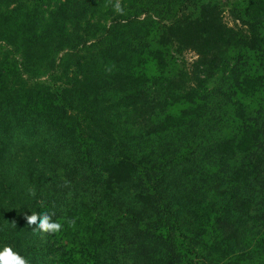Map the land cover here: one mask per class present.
Here are the masks:
<instances>
[{
  "label": "trees",
  "instance_id": "obj_1",
  "mask_svg": "<svg viewBox=\"0 0 264 264\" xmlns=\"http://www.w3.org/2000/svg\"><path fill=\"white\" fill-rule=\"evenodd\" d=\"M175 7L0 0V250L264 264V0H236V27L216 0ZM33 212L63 230L34 231Z\"/></svg>",
  "mask_w": 264,
  "mask_h": 264
},
{
  "label": "clouds",
  "instance_id": "obj_2",
  "mask_svg": "<svg viewBox=\"0 0 264 264\" xmlns=\"http://www.w3.org/2000/svg\"><path fill=\"white\" fill-rule=\"evenodd\" d=\"M116 11L123 14L124 9L120 5H116ZM30 195L35 196V190H30ZM54 215V213L33 212L31 215H25L24 219L30 227H33L34 231L55 235L63 230V224L56 219L54 220ZM13 223L15 225V222ZM69 223L74 224V221H69ZM0 264H30V261L21 256L11 246L6 245L3 250H0Z\"/></svg>",
  "mask_w": 264,
  "mask_h": 264
},
{
  "label": "rangeland",
  "instance_id": "obj_3",
  "mask_svg": "<svg viewBox=\"0 0 264 264\" xmlns=\"http://www.w3.org/2000/svg\"><path fill=\"white\" fill-rule=\"evenodd\" d=\"M201 0H175L176 2V7L173 10V14L177 15V14H181L183 12L185 13H193L194 15L197 13L196 12V8L198 6V3ZM203 1V0H202ZM218 2L221 3V6L224 10V14H225V20L226 22L233 27H236V23L232 16H231V9L233 8V4L236 0H216ZM165 17L167 18L168 15L165 14ZM175 58L178 59V63L180 64V68H183L187 71L191 70V66L193 64V62L196 60L197 56L193 53V52H185L181 55H178L176 53H174ZM57 75H59V73L57 72ZM42 81L52 85V87L57 90L58 87L61 86V82L51 78L50 76H45L44 78H42Z\"/></svg>",
  "mask_w": 264,
  "mask_h": 264
}]
</instances>
